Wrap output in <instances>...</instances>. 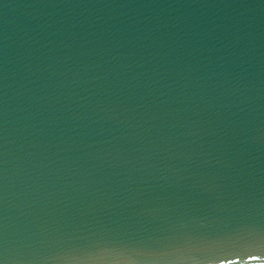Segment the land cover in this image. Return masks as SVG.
I'll return each instance as SVG.
<instances>
[{
	"label": "water",
	"instance_id": "1",
	"mask_svg": "<svg viewBox=\"0 0 264 264\" xmlns=\"http://www.w3.org/2000/svg\"><path fill=\"white\" fill-rule=\"evenodd\" d=\"M0 264H264V0H0Z\"/></svg>",
	"mask_w": 264,
	"mask_h": 264
}]
</instances>
